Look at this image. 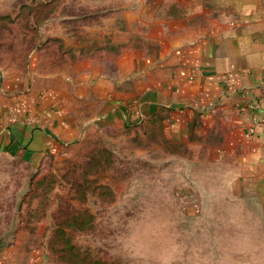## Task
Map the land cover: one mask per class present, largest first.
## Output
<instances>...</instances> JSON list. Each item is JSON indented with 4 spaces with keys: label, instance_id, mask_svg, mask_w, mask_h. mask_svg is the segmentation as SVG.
<instances>
[{
    "label": "crops",
    "instance_id": "1",
    "mask_svg": "<svg viewBox=\"0 0 264 264\" xmlns=\"http://www.w3.org/2000/svg\"><path fill=\"white\" fill-rule=\"evenodd\" d=\"M17 1L0 0V14ZM37 2H51L58 22L40 37L68 38V53L85 56L40 72V87L29 72L2 76L0 154L35 166L86 130L157 121L170 143L196 150V165L218 167H205L202 180L226 185L213 201L226 208L228 229L245 231L237 257L264 264V129L255 125L264 112V0ZM199 193L183 191L184 214L221 213ZM38 256L0 251V264H46Z\"/></svg>",
    "mask_w": 264,
    "mask_h": 264
},
{
    "label": "rangeland",
    "instance_id": "2",
    "mask_svg": "<svg viewBox=\"0 0 264 264\" xmlns=\"http://www.w3.org/2000/svg\"><path fill=\"white\" fill-rule=\"evenodd\" d=\"M7 8L0 14V80L29 72L40 87V72L65 70L85 56L68 53V38L40 37V29L58 25L49 18L51 2L18 0ZM195 157L196 150L170 143L157 121L86 130L35 166L0 154V251L39 255L46 264H258L237 257L245 231L228 229L226 208L213 201L225 183L202 180L205 167L206 174L218 167L198 166ZM203 189L200 202L221 213L184 214L183 191Z\"/></svg>",
    "mask_w": 264,
    "mask_h": 264
},
{
    "label": "built area",
    "instance_id": "3",
    "mask_svg": "<svg viewBox=\"0 0 264 264\" xmlns=\"http://www.w3.org/2000/svg\"><path fill=\"white\" fill-rule=\"evenodd\" d=\"M255 125L264 129V112H262L258 119L256 120L255 122ZM252 133V129H249L248 130V134H251ZM56 151L52 148V149H49V154H54Z\"/></svg>",
    "mask_w": 264,
    "mask_h": 264
}]
</instances>
